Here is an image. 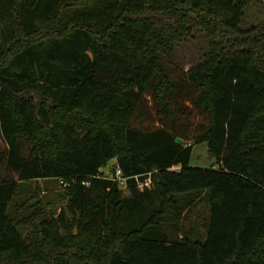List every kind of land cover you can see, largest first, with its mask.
I'll list each match as a JSON object with an SVG mask.
<instances>
[{"label":"trees","instance_id":"1","mask_svg":"<svg viewBox=\"0 0 264 264\" xmlns=\"http://www.w3.org/2000/svg\"><path fill=\"white\" fill-rule=\"evenodd\" d=\"M251 1L0 0V264H264V19L243 26ZM192 18L210 43L185 70L171 54ZM195 143L215 165L190 163ZM112 158L152 186L97 176ZM37 179L65 183L55 215L38 196L14 207ZM197 203L205 213L186 220Z\"/></svg>","mask_w":264,"mask_h":264},{"label":"rangeland","instance_id":"2","mask_svg":"<svg viewBox=\"0 0 264 264\" xmlns=\"http://www.w3.org/2000/svg\"><path fill=\"white\" fill-rule=\"evenodd\" d=\"M264 19V0H252L245 8V14L243 17V26L247 27L253 25ZM192 27L191 36H187L180 41L174 42L173 52L171 54V61L177 64L179 67L187 70L191 65L200 61L205 52L209 49L210 38L206 33L195 24V20L192 18L190 21ZM5 147V142L0 136V150ZM112 158L107 164L115 161ZM190 163L193 166L210 167L215 165V157H211L207 151L206 143L192 144V153ZM38 185L41 186L40 195L37 192ZM126 191V190H124ZM65 191L63 185L55 179H37V180H25L20 182L16 195L14 196V207L18 209V206L31 197V202L36 201L38 196L39 204L44 210V215L51 216L56 214L60 207L65 203ZM205 209L201 203L195 204L192 207L189 214H186V220H191L197 214L203 215ZM76 228H74V233ZM23 233L32 234V228L24 227Z\"/></svg>","mask_w":264,"mask_h":264},{"label":"built area","instance_id":"3","mask_svg":"<svg viewBox=\"0 0 264 264\" xmlns=\"http://www.w3.org/2000/svg\"><path fill=\"white\" fill-rule=\"evenodd\" d=\"M97 176L116 181L122 189H126L127 180L130 178L134 179L136 187L140 190H143L144 188H149L153 184L150 172L136 174L133 176L123 175L122 170L116 160L111 162L110 164H106V166L104 167H101L99 169V172L97 173ZM60 182L63 185L65 184L62 181ZM84 183L88 184L87 181H85Z\"/></svg>","mask_w":264,"mask_h":264}]
</instances>
